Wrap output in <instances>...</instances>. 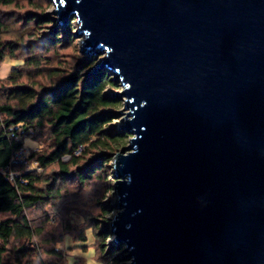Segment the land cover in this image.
<instances>
[{
    "label": "water",
    "instance_id": "obj_1",
    "mask_svg": "<svg viewBox=\"0 0 264 264\" xmlns=\"http://www.w3.org/2000/svg\"><path fill=\"white\" fill-rule=\"evenodd\" d=\"M51 1L126 98L124 264H264V0Z\"/></svg>",
    "mask_w": 264,
    "mask_h": 264
},
{
    "label": "trees",
    "instance_id": "obj_2",
    "mask_svg": "<svg viewBox=\"0 0 264 264\" xmlns=\"http://www.w3.org/2000/svg\"><path fill=\"white\" fill-rule=\"evenodd\" d=\"M52 6L51 0H0V7L11 9L0 15V65L7 58L24 61L0 78V264H53L44 256L61 258V239L46 236L49 216L39 221L33 211L48 212L70 189L84 190L93 181L113 188L107 165L131 136L110 126L121 106L106 93L120 86L111 71L89 72L95 58L64 68L61 53L75 44V19L60 25L49 13ZM27 138H44V147L27 160H36L41 171L13 161ZM108 212L101 208L103 217ZM104 223L93 224L97 254L103 264H120L125 245L106 253L113 234ZM85 233L80 240L88 239Z\"/></svg>",
    "mask_w": 264,
    "mask_h": 264
},
{
    "label": "rangeland",
    "instance_id": "obj_3",
    "mask_svg": "<svg viewBox=\"0 0 264 264\" xmlns=\"http://www.w3.org/2000/svg\"><path fill=\"white\" fill-rule=\"evenodd\" d=\"M26 9L28 10L29 8L26 6ZM54 10L55 7L53 5L49 9V13H51L55 18H57L56 15H54ZM9 11H11L10 8L0 7V15H2L3 12ZM69 24L70 23H68L67 26ZM71 26L73 27V32L76 37L80 29V24L75 19L72 22ZM83 40L84 37H76L75 44L63 49L61 54L64 55L63 59L66 61L65 63H67L64 68L69 69L73 67L77 69L80 63H83L89 58H95L97 61V65L96 67L89 70V72L95 73L97 68H99L98 66L106 58V54H99L97 52L96 55L87 54L85 50L82 49ZM23 64V60L7 58L0 65V78H8L11 74L13 67L20 66ZM4 67L5 69H3ZM111 75L114 77L113 72H111ZM122 92L123 88L121 85L118 89L109 88L106 91L109 96L117 98L121 102L120 108L113 111L116 117L110 126L114 130H122L120 128H122L123 120L125 118V114H122V116L117 114L124 112L125 108L126 98L124 96H118L121 95ZM115 95L117 96L115 97ZM131 137L132 135L130 136V138ZM130 138L128 139L127 143L123 147H121V149L129 146ZM25 141H28V143H26V147L30 148L31 151V154L28 155L25 159L27 163L28 158L32 154L40 151L44 147V138H41L40 140L27 138ZM34 149H36L37 151L35 152ZM115 154L116 153L113 154L111 161L107 165V170H110V173H113L112 176H107V180L113 184L115 183V174L113 171V159ZM30 164L32 169H37L38 171H41V168L38 166V162L36 160H32ZM17 174L19 175V173ZM112 189L113 188H109L107 185V189L105 190V187L102 185V183L93 181V183L87 186L84 190L78 186L74 187L73 189H70L69 192L65 193L63 198L58 201L55 206L46 209L48 212H45L42 209H37L33 211V218H39V221H41L42 216L46 215V213L49 216L50 221L47 222L46 230V236H48L47 238L53 239L52 241L61 239V241H59L57 245L62 252V257L54 258L45 255L44 259L47 262L52 261L53 264H103L102 258L99 253L100 250L98 251V254L96 251L99 242L96 241V238L93 234V224L96 220L98 222H100L101 220L107 224V228L109 229V224L111 220L114 218L115 215H117L118 209L114 207L117 195L115 194L114 189ZM103 206H106L109 211L107 215H104V217L101 214V208ZM81 232H86L85 234L88 236V239L86 241L80 240L79 237L81 235ZM116 243L117 241L115 240V236L113 235L108 240L107 246L105 247V250H107L106 253L109 254V252H111L112 250L111 247L117 246ZM19 244L21 245V243ZM43 244H45V242H43ZM39 249H41V247ZM120 255L123 256L124 253L120 252ZM110 263L108 262V264ZM124 263L125 262L122 260L120 264Z\"/></svg>",
    "mask_w": 264,
    "mask_h": 264
},
{
    "label": "built area",
    "instance_id": "obj_4",
    "mask_svg": "<svg viewBox=\"0 0 264 264\" xmlns=\"http://www.w3.org/2000/svg\"><path fill=\"white\" fill-rule=\"evenodd\" d=\"M34 151L36 152L37 150L34 149ZM30 154H31L30 148H27L25 145L14 155L13 161L25 164L26 163L25 159ZM25 165H26V171L32 170L31 164L26 163ZM10 178H11V180H13L15 178V174L13 172H10Z\"/></svg>",
    "mask_w": 264,
    "mask_h": 264
},
{
    "label": "crops",
    "instance_id": "obj_5",
    "mask_svg": "<svg viewBox=\"0 0 264 264\" xmlns=\"http://www.w3.org/2000/svg\"><path fill=\"white\" fill-rule=\"evenodd\" d=\"M26 143H28V141H25V145H26Z\"/></svg>",
    "mask_w": 264,
    "mask_h": 264
},
{
    "label": "bare ground",
    "instance_id": "obj_6",
    "mask_svg": "<svg viewBox=\"0 0 264 264\" xmlns=\"http://www.w3.org/2000/svg\"><path fill=\"white\" fill-rule=\"evenodd\" d=\"M3 69H5V67Z\"/></svg>",
    "mask_w": 264,
    "mask_h": 264
}]
</instances>
